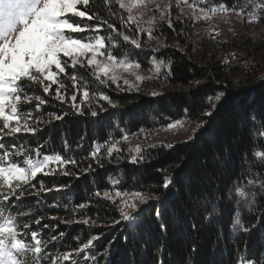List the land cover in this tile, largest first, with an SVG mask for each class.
<instances>
[{"label": "trees", "instance_id": "1", "mask_svg": "<svg viewBox=\"0 0 264 264\" xmlns=\"http://www.w3.org/2000/svg\"><path fill=\"white\" fill-rule=\"evenodd\" d=\"M214 3L215 0H204L199 5L211 7ZM253 4L256 6L253 12L260 17L258 22L264 26V10L259 7L264 5V0H253ZM79 8L84 10L82 5ZM89 8V14L95 13L109 19L124 34L135 35V25L129 31L121 27L116 16L110 15L118 13L127 16L126 11L119 9L115 3L90 0ZM175 11L172 8L170 13L175 31L167 27L165 20L159 22L153 32L160 37L154 43L155 49L160 46L159 51L142 48V43L148 40L145 32L139 34L140 49L118 41L128 56L142 67L160 65L158 95L153 96L149 90L116 91L115 85H101L99 89L108 94L117 107L101 101L107 111L101 112L97 106L96 117L90 116L87 110L84 115L70 113L62 120L41 123L42 130L35 135L18 133L15 136L5 135L0 140V154L5 151L12 153L5 160V165L9 161L22 165L29 154H35L37 145H42L40 155L60 153L74 156L79 167L68 165L73 172L87 167L88 163H92L95 169L81 174L79 178L74 175H38L31 183L37 184L42 179L46 187L69 184L70 188L37 192L22 185L24 196L19 201L12 196L9 203L13 206L9 211L13 216L20 213L18 231H26L22 225L27 221L45 240L41 253L35 254L30 251V230H27L28 235L18 236L28 249L19 257L22 264H32L37 256L41 259L36 264H65L63 254L81 246L90 235H99L100 239L87 250L88 256L81 252L70 257L71 264H160L161 261L163 264H235L236 252L255 258H261L264 254V236L255 229L247 234L236 230L232 219L234 213L239 212L243 223L250 225L261 223L256 217L264 216V188L260 187L264 182V170L260 167V158L255 156L256 152L264 150V73L259 74L253 68H241L238 63L229 65L220 59L216 50L201 49L200 55H192L191 51L195 50L190 49V45H187L188 51L167 46L171 40L187 35ZM239 11L243 14L244 9ZM71 20L76 22L80 18L71 17ZM81 22L95 25L100 21H86L85 18ZM101 34L108 35L106 25ZM70 35L79 38L85 34ZM68 71L69 74L75 71L78 76L84 77V82L91 89L97 87L87 68L77 66ZM61 79H64L71 93V82L63 75ZM22 83L29 94L41 95L50 101L39 112L35 109L36 101L21 103L19 108L22 112L32 111L33 116L48 120L47 113L59 115L68 110L65 105L43 93L42 86L27 81ZM55 87L53 85V89ZM220 92L224 96L217 101L215 97ZM209 111L212 115H205ZM253 116L256 118L252 119ZM183 118L198 123L196 132L188 141L172 144L173 147L142 146L146 150V161L138 164L129 162L134 151L130 153L129 139L123 141L122 133H127L131 138L140 129L152 130ZM115 141H120L117 147L121 151L108 157L107 148ZM65 142L69 146L67 149ZM94 144L101 149L102 168L91 159H83ZM12 145H17V148L12 149ZM165 176L174 178L173 185L168 189L163 188ZM109 177L119 179L117 187L122 192H141L150 197L146 203L139 204L137 209L130 212L138 217L132 226L124 221L114 224V220L120 219L115 205L93 195L96 189L109 188ZM253 178L255 185H246L252 189L247 200L241 201L233 195L232 190L237 183L244 185L247 179ZM13 183L15 185L16 182ZM19 191L17 189V193ZM0 192H8V189L0 187ZM89 200L92 203L86 209L75 213L71 211L74 204ZM230 200L232 203H229ZM213 206L214 210L209 214ZM2 210L4 208H0ZM156 211L161 213V217H156ZM97 212L98 217L95 215ZM41 215L45 219L41 225H36L34 220ZM52 216L58 219H49ZM206 216L208 219H205ZM82 217L96 219L98 226L63 223ZM161 223L166 225V231L161 230ZM192 224L196 228H192ZM44 225L58 227L50 229ZM60 232L66 235L58 236L55 243L49 241L51 235ZM192 245L196 246L195 252L191 251ZM260 264H264V259H260Z\"/></svg>", "mask_w": 264, "mask_h": 264}, {"label": "snow or ice", "instance_id": "2", "mask_svg": "<svg viewBox=\"0 0 264 264\" xmlns=\"http://www.w3.org/2000/svg\"><path fill=\"white\" fill-rule=\"evenodd\" d=\"M106 4L115 3L118 8L125 10L127 16L119 15L118 13H110L116 16L122 28L132 30L135 25V35L124 34V32L117 29L115 23H110L109 19L102 18L95 13H90V0H0V140L3 136H15L18 133H31L35 135L41 131V123H50L51 121L62 120L64 116L72 114L84 115L87 113L96 117L98 115L96 107L98 106L101 112L107 111L101 101H106L109 106L115 108L117 104L113 102L111 97L104 91L99 89V86L110 87L115 85L116 91H131L133 89L139 90L138 85L130 82L127 79L123 80L121 87L120 76L117 73L118 68L138 69L141 67L138 61L131 59L128 53L121 48L119 40L125 42L129 47L136 49L141 48L139 34L144 32L140 27L139 20L134 17L133 9L138 5L143 4L144 0H105ZM179 3L187 4L190 9L203 4L204 0H178ZM83 6L84 10H80L79 6ZM256 7L253 0H215L214 6H199L198 13L193 12V22L196 20L210 19L209 13L237 11L241 14L240 9H244L243 14L248 17L246 22L252 20H259L260 17L254 14L253 9ZM261 10H264V5H259ZM160 12L159 21L166 20L167 27L175 31L173 21L170 18L168 7L161 8L159 4L156 5ZM183 11V9H178ZM71 14V16L69 15ZM71 17H78L80 21L73 22ZM97 20L99 23L92 25L81 21ZM167 18V19H166ZM178 19V17H177ZM107 26L108 35L101 34L104 26ZM69 33H83L85 35L74 38ZM115 34V35H113ZM149 39H152V31L147 32ZM160 46L154 51H159ZM116 50V54H114ZM163 62L161 61V64ZM77 66L87 68L92 75L94 84L97 87L93 90L89 84L84 82V77L78 76L75 71L69 74L68 69H76ZM156 71H160V65H157ZM71 82V93L66 86L64 79ZM144 78L137 75L136 80L141 81ZM22 81H27L36 86H42L43 93L47 94L53 100L65 105L68 110L62 111L57 115L55 112L47 113L48 120H44L42 116H33L32 111L22 112L19 108L21 103H32L36 101L35 109L37 112L45 104L50 103L41 95L29 94L26 91V85ZM55 85V89H53ZM153 96L158 93L153 92ZM79 96V101H78ZM224 96L223 92L216 95L215 99L219 101ZM205 115L211 116L212 112H206ZM255 119L256 117H251ZM264 120V117H262ZM179 123V121L175 122ZM110 126V125H108ZM170 123L167 127H172ZM142 132L143 129H140ZM121 139L127 141L129 136L127 133L121 134ZM120 141H115L107 148V155L111 157L114 152L119 153L120 148L117 144ZM78 147L80 145H77ZM42 145H37L35 154H29L23 161L22 165L11 163L10 161L5 165V160L12 155L11 152L5 151L0 154V187H6L8 192H0V264H22L19 258L28 249L26 244L19 239L18 236L30 235L32 237L30 251L35 254H40L45 240L42 236H38V230H33L31 224L25 221L22 228L26 231H18L19 215L15 216L9 211L13 206L11 203L12 196H15L19 201L24 196V189L22 185H27L29 188L37 192H51L61 191L70 188L69 184L53 185L46 187L44 181L41 179L37 184L31 183L38 175H61V176H76L79 178L81 174H88L95 171L92 163H88L87 167L79 168V171L73 172L68 168V165L79 167L78 161L74 156L62 155L60 153L40 155V148ZM69 146L65 142V148ZM151 147H157L152 145ZM159 147H173V145H159ZM12 149H16L17 145H12ZM101 149L97 145L90 146L87 157L83 159H91L99 167H103L101 162L102 157L99 155ZM131 155L130 163L138 164L146 161L144 155L145 149L136 146L134 150H129ZM256 157L260 158V167L264 170V150L255 153ZM109 188L105 190L96 189L93 192L94 197L111 201L120 213V219L114 220V224H119L121 221L129 223L130 226L138 219L131 215L126 208L137 209L138 206L134 202L138 199L141 203H146L147 198L141 192L128 193L119 190V179L109 177ZM13 182H16L15 185ZM174 178L165 176L163 180V188L168 189L173 185ZM256 180L247 179L244 185L237 183L233 188V195L238 196L241 201L247 200L252 189L246 185H255ZM264 188V182L260 185ZM17 189L20 191L17 193ZM258 190V189H257ZM119 201V202H118ZM91 200L88 202H80L74 204L71 211L75 213L78 210L86 209L91 205ZM229 203H232L230 200ZM7 205V207H4ZM213 209L209 210V214ZM28 211L27 208L24 209ZM29 215H31L29 213ZM99 216V212L95 214ZM157 218L161 217L159 211L155 212ZM44 216L35 218L34 223L41 225ZM49 219L57 220L55 216ZM205 219H208L206 216ZM233 219V227L243 233H250L253 229L257 230L261 236H264V216H257L256 219L261 223H252L245 225L242 221L239 212H235ZM67 225L73 223L83 224L88 227H95L97 225L96 219L92 217H82L77 220L63 221ZM54 229L58 225H44ZM196 228L195 224L191 225ZM160 228L166 231V225L161 223ZM66 233L60 232L56 235H51L48 239L55 243L59 237L65 236ZM100 239L99 235H90L86 242L75 250L67 251L63 254L65 264H71L70 257L83 252L88 256L87 250L91 248L94 241ZM244 247H247L245 243ZM191 251H196V246H191ZM41 259L39 256L33 260L32 264H36L37 260ZM89 259L91 257L89 256ZM260 259H264V254L261 258L244 257L239 252L235 253V264H260ZM160 264H163L161 261Z\"/></svg>", "mask_w": 264, "mask_h": 264}, {"label": "rangeland", "instance_id": "3", "mask_svg": "<svg viewBox=\"0 0 264 264\" xmlns=\"http://www.w3.org/2000/svg\"><path fill=\"white\" fill-rule=\"evenodd\" d=\"M126 2H130V0H126ZM189 3H193V0H189ZM157 4L161 8L168 7L169 14L172 8L175 9L178 20L186 28L187 35L185 37L171 40L167 46H176L181 50L188 51L189 47L187 45H190V49L195 50L191 51L192 55H200L201 49L216 50L220 54V59L229 65L238 63L241 68L251 70L253 68L257 69L259 74L264 73V26L255 20L246 22L248 18L234 11L209 13L210 19H200L193 22V12L199 14L198 7L200 5L190 9L187 4L179 3L178 0H144V3L138 5L132 12L133 16L138 18L140 27L144 29L146 37H148V30L152 31L153 38H148L147 42L142 43V48L155 49L154 43L160 39L153 33L158 23L161 22L159 21L160 12L156 8ZM181 8L183 11H178ZM236 45H239V47ZM156 67L155 64H151L146 67L141 66L138 69L125 70L124 68H118L117 73L121 78V87H126L123 85V80L127 79L137 84L139 90L158 93L159 72L156 71ZM137 75L144 79L137 81ZM178 121L179 123H175L177 121L171 122L172 127L163 126L136 133L128 140L130 148L133 150L136 146L172 145L188 141L196 132L198 123L189 118ZM144 196L147 200L150 199L148 195L144 194ZM134 202L137 206L142 204L138 199ZM126 210L130 213L135 209L126 208Z\"/></svg>", "mask_w": 264, "mask_h": 264}]
</instances>
